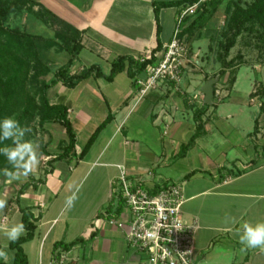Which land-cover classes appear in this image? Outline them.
<instances>
[{
    "label": "crops",
    "instance_id": "crops-1",
    "mask_svg": "<svg viewBox=\"0 0 264 264\" xmlns=\"http://www.w3.org/2000/svg\"><path fill=\"white\" fill-rule=\"evenodd\" d=\"M152 1L84 0L85 14H81L74 4L70 7L64 0H44L58 14L85 29L83 48L71 65V71L77 73L92 63H99L104 72L109 73L112 60L119 54L138 56L151 51L157 42ZM174 7L177 14L179 9ZM162 10L163 47L156 51L158 53L163 52L173 34V30L164 32ZM86 50L91 60L88 63L80 58ZM66 53L60 61L68 59ZM100 60L108 62L109 71ZM185 72L186 69L179 82L160 79L145 93L141 92L142 84L133 85L130 77V83L124 85L117 80V75L112 80L91 75L73 87L58 82L48 89L51 101L69 106L78 153L84 146L79 147V135L88 134V140L109 112L112 118L83 157L71 161L58 159L53 169L45 173L48 160L66 139L55 140L54 133L60 136L62 130L58 126L51 128L53 140L44 155L46 168L39 178L29 182L22 178L9 183L5 176L0 182L2 192L12 194V214L6 216L1 227L22 222L20 205L28 206L36 217L33 238L23 242L28 264H142L141 257L126 240L125 229L107 219V212H120L115 201V180L121 164L132 174L147 175L151 170L153 180L174 179L183 184V216L188 220L196 218L199 223L195 243V258L199 264H264V252L259 249L241 252L237 235V229L244 222H264V118L258 116L259 127L255 132V125L252 130L241 131L227 124L234 113H224L219 108L231 94L237 76L230 87L227 77L222 76L227 93L212 104L213 98L211 102L204 100L206 81L200 91L193 83L194 78L184 76ZM147 76V71L138 74L144 79ZM215 88L218 92L223 90L214 83ZM249 97L241 101H257L261 106L264 100V96L261 100L251 94ZM196 110L203 111L205 121L200 131ZM263 110L261 107V113ZM216 130L224 132L227 143L210 147L203 137ZM201 138L203 140L198 142ZM186 143L189 145L184 147ZM177 157H190L188 168L162 174V169L169 168L170 160ZM20 189L23 192L20 193ZM74 192L78 198L74 207L66 210L65 198ZM226 214L235 218V223H226ZM11 217L16 220L11 222ZM57 242L61 243L56 246ZM8 243L0 242V245L4 247ZM5 250L12 262L14 249ZM61 256L65 258L63 262Z\"/></svg>",
    "mask_w": 264,
    "mask_h": 264
},
{
    "label": "trees",
    "instance_id": "trees-1",
    "mask_svg": "<svg viewBox=\"0 0 264 264\" xmlns=\"http://www.w3.org/2000/svg\"><path fill=\"white\" fill-rule=\"evenodd\" d=\"M195 1L197 0L152 1L156 19L157 42L151 48L150 57H145L143 54L138 56L130 53L119 54L112 60L109 73H105L99 63H92L77 73L71 71V65L83 48L84 28L77 27L71 21L37 0H0V119H3L5 116L14 115L20 122L27 116V112L30 109L29 102L26 100L27 95H29L31 101L36 96L39 99L36 107L39 108L40 125L45 126L46 124L55 122L61 123L64 125L68 136L67 140L64 139L60 142V150L48 160L49 167L45 170V173L53 169L55 161L58 159L71 161L75 157H83L94 143L100 131L112 118V112H109L96 126L78 153L76 149V132L68 115L69 106L64 102L51 101L48 96V89L58 82L73 87L91 75L105 76L112 80L124 70L132 78L133 85H139L138 74L146 71L147 66L155 62L157 59L156 51L163 47V41L161 39L162 8L174 5L185 7ZM223 1H226V5L231 13L227 20L226 40L222 43L223 51L218 56L221 68L217 75L227 73V85L230 87L236 80L239 66L243 64L242 62L236 63L234 58H228L230 49L236 43L238 35L246 30L250 34L256 33L260 37V40L264 41V0H252L247 2L245 6L241 5L238 0H206L198 7V13L195 16L192 18L190 16L186 17L180 36L185 38L188 31L198 26H203ZM30 3L41 6V10L35 13L46 24L53 27V35L44 36L41 33L33 32L25 28L22 29L6 25V21L12 13L22 10ZM190 18L191 20L189 21ZM57 46L59 51H66L69 55L64 64L51 70L43 57L46 51L49 52L53 47ZM50 73L52 74L49 79L41 78L42 75L46 76ZM257 85H260V88L253 90L250 94L251 96L259 95L263 97L264 85L262 82ZM214 93L216 94V88L214 89ZM205 104L207 105L209 103L205 102ZM261 107L264 108V100L261 103ZM195 114L198 121L197 130L200 131L205 124L202 118L203 111L196 110ZM258 127L259 120L257 117L254 132L257 131ZM196 135L197 131L192 136L190 143ZM10 143V140L0 141V148ZM188 145L189 143H186L184 147ZM4 165H6V157L3 153H0V167ZM19 192H23V189H20ZM20 210L22 212V223L25 225L26 232L16 242L9 241L8 247L14 249V257L12 262H8V264H28V256L24 250L23 242L33 238L37 226L35 222L36 217L28 206L20 205ZM60 243L57 242L56 246ZM70 245L71 243L66 246L69 247ZM3 248L0 245V249ZM0 264H5V261L1 259Z\"/></svg>",
    "mask_w": 264,
    "mask_h": 264
},
{
    "label": "rangeland",
    "instance_id": "rangeland-1",
    "mask_svg": "<svg viewBox=\"0 0 264 264\" xmlns=\"http://www.w3.org/2000/svg\"><path fill=\"white\" fill-rule=\"evenodd\" d=\"M37 1L44 3L47 7L55 11L51 6L46 4L44 0ZM238 1L241 5L245 6L247 2L252 0ZM64 2H66V4L70 7H72V4H74L81 14H85L84 0H64ZM32 4L33 3H30L28 6H25L22 10L12 13L10 18L6 21V25L10 27H19L22 29L25 28L33 32L41 33L44 36L53 35V27H51V25L46 24L42 19H40V17H38V14L35 13L38 10H41V6L39 4ZM30 5L31 7H29ZM177 7L179 9V12L177 14L174 13V6L166 7L162 10L164 32L174 30L175 26L177 25L176 17L180 13V10L184 8V6ZM197 13L198 11L188 16L192 18ZM230 13L231 12L226 5V1L221 2L217 9L213 12L212 16L203 26H198L192 29L191 31H188L187 36L184 38V42L188 45L187 51L184 53L183 56L182 73L186 69L184 76L194 78L193 83L197 84L200 91L202 84L211 78H217L215 81L216 87H220L221 89H223L220 92L216 91V94L213 97L212 104L218 103L217 101L219 97L227 93L225 89L227 88V86H225L224 82H222V76L227 77L228 75L222 74L218 76L217 74L219 73V69L221 68V63L219 61L218 56L219 53L223 51L222 43L226 40L225 32L228 26L227 20L230 17ZM191 18L189 19V21L191 20ZM87 52L88 51L86 50L81 53L82 55L80 56V58L83 62L88 63L91 60L89 57H87ZM66 54V51H59L57 46L53 47V49L49 52L46 51L43 58L47 62V66H49L51 70H53L59 65L64 64L66 62L65 60L60 61V57L65 56ZM228 58H234L236 63L242 62L243 64H241V67L237 73V80L232 91L230 92L231 94L226 97L224 101L221 102L219 110L224 111V113H234L233 117L228 118L227 124L235 125L241 131H249L254 128L255 119L258 116L262 115L261 118H264V110L261 113V106L257 101L249 103L243 102L241 101V99L249 100L250 93L257 88H260V85L257 84L261 82H263L264 84V41L260 40V37L256 33L250 34L245 30L238 35L236 43L230 49ZM100 61L105 69L109 67L108 62H106L105 60ZM107 71H109V68ZM51 74L52 73L47 74L46 76L42 75L43 77L41 76V78L49 79L51 77ZM117 80H120L119 82L124 85H127L130 83L131 78L129 75H127L126 72H122L117 75ZM216 89L218 90V88ZM256 97L257 99H262L259 95ZM26 100L29 102L30 109L27 112V116L20 121V124L22 127H30L31 131L25 130L23 139L32 140L39 144V165L37 166L35 171L27 177V180L29 182L38 179L46 168L44 163V155L48 152L47 147L49 146V144L52 143L53 140V133L51 131V128L56 129V126H58L59 130H62L60 136L58 132L54 133L55 140H59L61 137H65L67 140L68 136L66 135L65 131L63 133V128L65 127L64 125H61V123H58L57 125H51V127L49 124H46L45 126L40 125L39 108L36 107V104L39 102L38 97L36 98L35 96V99H32L31 101L29 99V95H27ZM13 117L16 118V116L14 115ZM2 131L3 130L0 129V135H2ZM209 133L210 134L203 138H205L204 140H208L210 147H215L217 146L215 144L218 143H227V136H225L224 132L222 133V131L216 130V132L212 131ZM17 135H19V131H17ZM87 137L88 134L84 132L79 135V147L85 144ZM201 140L203 139H199L198 142H200ZM10 142L12 143L11 140ZM11 143L9 145H11ZM221 146L224 145L222 144ZM263 147L264 145H262V148ZM190 161H192L190 157L186 159H181L180 157L172 158L168 166L169 168L165 169L167 171L162 169L163 172L161 173L166 175L167 172L176 173V171L184 170L188 168ZM11 167L12 166L8 164L7 161L6 165L0 167V182L5 177V175L3 174L4 169L8 168L11 170ZM170 181L180 182L179 180L174 179H171ZM11 195L12 194L3 193L2 188L0 187V199H6L7 201V206L2 212H0V225L4 216L9 217L8 215L12 214L10 209L12 207V205L10 204ZM115 201L116 204L122 203L118 193L115 196ZM14 205L17 206L18 204L15 203ZM14 220L16 219L14 217H11V222H13ZM0 228L2 227L0 226ZM5 241L8 242L3 232L0 231V242L4 243ZM142 264H144V261H142Z\"/></svg>",
    "mask_w": 264,
    "mask_h": 264
},
{
    "label": "built area",
    "instance_id": "built-area-1",
    "mask_svg": "<svg viewBox=\"0 0 264 264\" xmlns=\"http://www.w3.org/2000/svg\"><path fill=\"white\" fill-rule=\"evenodd\" d=\"M205 1L197 0L180 10L171 39L162 53H155V62L147 66V78L138 77V82L143 85L142 93L160 79L181 80L183 56L188 45L180 32L186 17L195 13ZM143 55L150 57L151 51ZM119 168L115 196L118 193L122 202L117 204L120 212L106 214L110 223L125 229L131 249L138 253L144 264H199L195 258L199 223L196 218L188 220L183 216V184L166 178L153 180L151 170L143 175L130 173L122 164ZM5 221L4 216L2 222ZM64 259L61 256L60 261Z\"/></svg>",
    "mask_w": 264,
    "mask_h": 264
},
{
    "label": "clouds",
    "instance_id": "clouds-1",
    "mask_svg": "<svg viewBox=\"0 0 264 264\" xmlns=\"http://www.w3.org/2000/svg\"><path fill=\"white\" fill-rule=\"evenodd\" d=\"M0 129H2V135H0V141L11 140V145L0 148V153H3L6 157V161L10 164L11 170L5 168L3 174L7 177L10 183L13 180L27 179L39 165L38 148L39 144L32 140L23 139L24 131H31L28 126H21L20 122L13 116H5L0 120ZM19 131V135H17ZM77 195L74 192L72 195L65 198L66 210H71L74 207ZM7 206L6 199H0V212ZM225 222L235 223V218L225 216ZM4 236L10 242H16L19 238L25 234L26 228L22 222H16L10 227L4 226L0 228ZM238 242L241 247V252H245L249 249H259L264 252V222H257L252 224L250 222H244L237 229ZM8 245L5 244L3 249H0V259L8 264L12 258L5 249Z\"/></svg>",
    "mask_w": 264,
    "mask_h": 264
},
{
    "label": "water",
    "instance_id": "water-1",
    "mask_svg": "<svg viewBox=\"0 0 264 264\" xmlns=\"http://www.w3.org/2000/svg\"><path fill=\"white\" fill-rule=\"evenodd\" d=\"M217 78H211L207 80L203 85V92L205 94L204 100L206 102H211L214 96V83Z\"/></svg>",
    "mask_w": 264,
    "mask_h": 264
}]
</instances>
